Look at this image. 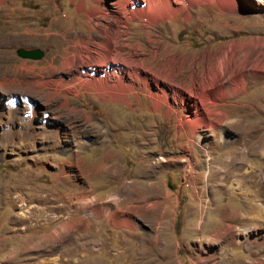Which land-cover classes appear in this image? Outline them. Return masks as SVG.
<instances>
[{
	"label": "rangeland",
	"instance_id": "rangeland-1",
	"mask_svg": "<svg viewBox=\"0 0 264 264\" xmlns=\"http://www.w3.org/2000/svg\"><path fill=\"white\" fill-rule=\"evenodd\" d=\"M112 1L0 2V264H264V0Z\"/></svg>",
	"mask_w": 264,
	"mask_h": 264
},
{
	"label": "bare ground",
	"instance_id": "bare-ground-1",
	"mask_svg": "<svg viewBox=\"0 0 264 264\" xmlns=\"http://www.w3.org/2000/svg\"><path fill=\"white\" fill-rule=\"evenodd\" d=\"M97 1H99V2H107V1H109L110 2V0H97ZM128 1H130V0H113L112 1V3H113V5H114V7H115V9H116V11H117V15H114L116 18H118V19H121V18H123L122 17V15L123 14H125L124 12H122V8H125L126 10H127V13L129 14L128 16H127V20H128V18L129 17H136V16H139V17H141V18H144L145 19V21L147 22V25H149V24H153V23H155V22H157L158 20H163L164 18H170V17H174V16H176V15H178V14H180L182 11H185L189 6H193V5H195V4H197V3H203L204 4V2H208V3H210V4H213V3H219L221 6H223V7H228V8H230V9H233V8H239V5H240V2H241V0H187V4H184L183 3V1L184 0H144V1H142V2H140L139 0H131V3H132V8L133 9H131V8H129V2ZM0 2H1V0H0ZM144 2H147V5H144ZM259 2H262V0H259ZM234 10V9H233ZM109 14H110V12H108ZM192 16V11H189L188 12V18H190ZM148 33H151V32H148ZM112 38L113 37H109L108 38V41H107V52L105 53V55L103 56V57H101V59H100V66H105L106 64L105 63H107L106 61L107 60H109V57H110V53H111V48H110V46H111V41L110 40H112ZM149 40H151V39H149ZM113 41V40H112ZM113 43L114 42H112V45H113ZM105 44V45H106ZM103 45H104V43H103ZM113 48V47H112ZM112 60V59H111ZM118 61V60H117ZM108 63H109V61H108ZM115 63V62H114ZM125 63V62H124ZM119 64V63H118ZM142 67H136V68H134L133 70H126V67H124V66H122L120 69H118V71H114V72H116V77L118 78V79H120L121 80V78L123 77L124 78V72H127L128 74H129V76H131V78H138V79H142L143 81H145V83L146 82H148V76L147 75H142L141 73H140V69H141ZM128 69V68H127ZM118 72V73H117ZM120 72H122V75H120ZM107 73V72H106ZM91 75H93V74H91ZM110 75V74H109ZM113 75H114V73H113ZM106 76V75H105ZM167 76V75H166ZM97 77V76H96ZM239 77V81H240V83H238V82H236L237 84L235 85V87H234V91L232 92V93H234V92H237V91H239L241 88H244L245 87V80H244V78H243V76L242 75H239L238 76ZM106 78V77H105ZM112 78V77H111ZM165 78V77H164ZM163 78V79H164ZM99 79V78H98ZM108 80V79H107ZM237 80H238V78H237ZM75 81V80H74ZM104 81V80H103ZM155 82H156V84L158 85L159 84V80L158 79H155ZM232 82V81H231ZM231 82H229L230 84H232ZM101 83H104V82H101ZM108 83V82H107ZM106 83V84H107ZM149 83V82H148ZM147 83V84H148ZM127 84V85H126ZM125 85L127 86V87H132L133 85L132 84H128V83H125ZM110 87H111V85H109ZM112 86H114V85H112ZM122 86V85H121ZM120 86V87H121ZM104 87V86H103ZM109 87V88H110ZM115 87V86H114ZM222 87V86H221ZM220 87V88H221ZM116 88V87H115ZM230 88H232V86H230ZM229 88V89H230ZM111 89V88H110ZM124 89V88H123ZM122 89V90H123ZM131 89V88H130ZM224 89V86H223V88H222V90ZM100 90V89H99ZM103 90H106V88L105 89H103ZM108 90V89H107ZM128 90V89H127ZM232 90V89H231ZM237 90V91H236ZM109 91V90H108ZM112 91V90H111ZM121 91V90H120ZM224 91V90H223ZM222 91V92H223ZM230 91V90H229ZM105 92V91H104ZM103 92V93H104ZM113 92V91H112ZM115 92V91H114ZM125 92V91H124ZM124 92H121V93H119V92H115V94L113 93V95L112 94H110V95H112V97H115V96H117V95H119V94H122V93H124ZM221 92V91H220ZM98 93V92H97ZM110 93V92H109ZM223 93H226V91L225 92H223ZM228 93V92H227ZM106 94V93H105ZM101 96V95H100ZM223 97V96H222ZM163 98V97H162ZM127 99V98H126ZM124 100V99H123ZM122 100V101H123ZM126 101V100H125ZM128 102H130V101H128ZM132 103V102H131ZM129 104V103H128ZM193 120V119H192ZM189 121H190V119H189ZM191 123V122H190ZM193 123V122H192ZM192 123H191V125H192ZM194 125V124H193ZM202 137V136H201ZM97 200V198L96 197H93V198H91V200ZM113 201H116V200H113ZM262 205V204H261ZM102 206V205H101ZM110 207H112V205L111 204H108L107 206H106V208L107 209H110ZM96 212L97 211H100V207H96ZM101 211H102V208H101ZM108 211V210H107ZM100 213V212H99ZM112 213V212H111ZM111 218H113L114 220H115V222H117V223H129L130 224V221H128L127 219H125V220H123V219H121V217H120V215H119V212H118V207L116 206V208H115V210H114V212L111 214ZM64 226V225H63ZM67 229V228H66ZM65 230V229H64ZM68 230V229H67ZM73 231V230H72ZM70 234H72V233H70ZM217 235H219V234H217ZM70 236V235H69ZM69 236H68V238H69ZM57 248V247H56ZM55 250V249H54Z\"/></svg>",
	"mask_w": 264,
	"mask_h": 264
},
{
	"label": "water",
	"instance_id": "water-1",
	"mask_svg": "<svg viewBox=\"0 0 264 264\" xmlns=\"http://www.w3.org/2000/svg\"><path fill=\"white\" fill-rule=\"evenodd\" d=\"M18 56L29 59H41L44 55V51L41 48H24L19 47L16 49Z\"/></svg>",
	"mask_w": 264,
	"mask_h": 264
}]
</instances>
